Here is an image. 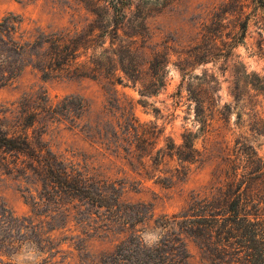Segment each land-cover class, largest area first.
Wrapping results in <instances>:
<instances>
[{"label":"trees","instance_id":"trees-1","mask_svg":"<svg viewBox=\"0 0 264 264\" xmlns=\"http://www.w3.org/2000/svg\"><path fill=\"white\" fill-rule=\"evenodd\" d=\"M174 1L81 0L92 17L81 31L32 26L15 13L0 21V88L20 80L31 68L44 80L61 73L91 79L107 93L104 111L96 117L84 97L71 95L54 103L45 91L23 96L14 111H0V152L12 157L9 165L27 181L34 180L37 192L34 196L30 188L25 190L30 216L18 217L0 208V264H18L16 259L24 254L28 264H49L51 258L68 252L66 245L79 251V264H186V239L211 264H264L263 158H255L241 174L233 169L210 196L193 194L186 210L159 223L168 233L155 246L131 238L110 253L96 255L74 242L81 236L92 237L86 227L97 231L93 223L98 220L102 226L141 222L139 213L123 202L125 183L90 175L66 162L49 148L43 132H31L41 116L52 123H67L87 142L126 160L146 178L154 179L161 165L174 163L175 168L165 172L169 176L157 177L156 183L169 186L186 178L191 166L201 161L194 141L209 126V117L220 114L218 81L200 80L195 88L186 85L187 101L199 127L196 132L186 131L180 145L158 124L141 123L134 104L124 105L116 90L118 85H132L147 98L166 88L168 56L150 53L149 19L155 8ZM252 1L264 16V0ZM246 28L241 21L227 46L230 50L244 44ZM145 68L148 80H142ZM183 81L175 95L180 100ZM247 83L255 92H264V80ZM139 104L149 105L142 100ZM153 111L160 113L158 108ZM71 223L81 236L63 237Z\"/></svg>","mask_w":264,"mask_h":264},{"label":"rangeland","instance_id":"rangeland-1","mask_svg":"<svg viewBox=\"0 0 264 264\" xmlns=\"http://www.w3.org/2000/svg\"><path fill=\"white\" fill-rule=\"evenodd\" d=\"M9 13L23 15L32 26L43 28H69L84 30L92 20L81 0H0V21ZM150 41L153 51L167 54L168 84L158 96L142 98L139 88L132 85L116 87L124 105L134 104V113L141 123H156L177 145L186 131L196 132L193 106L187 101L186 85L195 88L200 80H217L220 98L219 111L212 118L204 133L194 141L201 154V161L193 164L182 181L164 185L156 183L157 177L169 176L175 164L161 165V173L154 179L133 171L128 162L87 142L67 123H52L41 116L34 128L43 132L49 148L66 162H72L81 170L100 178L125 183L123 202L138 212L141 222L133 225L106 224L96 221L90 229L92 237L81 236L75 223L65 229V236H78L76 245H83L91 253H110L123 241L141 239L148 246H155L168 229L159 226L166 218L186 210L193 194L210 196L224 185L233 169L238 174L248 168L255 158L264 159V92L257 93L250 80H264V16L252 0H176L155 8L150 13ZM241 21L247 23L243 45L230 50L227 46ZM210 58V59H209ZM204 61V63H203ZM206 62V63H205ZM148 69L142 80H148ZM182 86V99L175 97ZM57 103L67 96L79 95L90 104L92 116L104 111L107 93L102 84L91 79L72 78L61 73L44 80L36 70L29 68L20 80H13L0 88V111L17 109L25 95L42 92ZM147 102V107L139 101ZM180 103L176 104V102ZM153 105V106H151ZM158 108L160 113H155ZM9 116V113H8ZM212 119V120H211ZM12 157L0 152V208L11 210L18 217L30 216L26 188L34 196L37 192L31 182L9 165ZM263 188L260 186L259 189ZM264 190V189H262ZM94 219L97 220L95 215ZM85 239L83 243L81 240ZM188 253L186 264H211L192 240L186 239ZM62 256L51 258L49 264H79L74 246ZM46 257V256H44ZM18 264L30 262L26 254L16 259Z\"/></svg>","mask_w":264,"mask_h":264}]
</instances>
